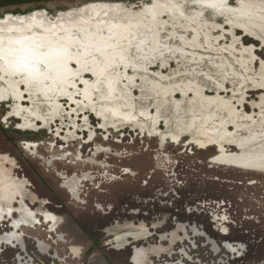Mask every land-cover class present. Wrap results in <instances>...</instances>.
<instances>
[{
    "label": "rangeland",
    "instance_id": "obj_1",
    "mask_svg": "<svg viewBox=\"0 0 264 264\" xmlns=\"http://www.w3.org/2000/svg\"><path fill=\"white\" fill-rule=\"evenodd\" d=\"M151 1L0 0V264H264V23Z\"/></svg>",
    "mask_w": 264,
    "mask_h": 264
},
{
    "label": "bare ground",
    "instance_id": "obj_2",
    "mask_svg": "<svg viewBox=\"0 0 264 264\" xmlns=\"http://www.w3.org/2000/svg\"><path fill=\"white\" fill-rule=\"evenodd\" d=\"M227 1H229V0H198V2L196 1L195 3H193L192 6H189V3L186 2V3H184L185 5L176 7L177 4L175 2L170 1V0H152L144 10H142L140 13H138L136 15H133L132 18L134 19V18L138 17L139 20H143V22L146 21V18L147 19L153 18V20L157 19L156 22L161 21L160 24L163 25L164 23L162 21L164 19L161 20L160 18H165L167 15H170L173 17V19L175 18L176 20H178V22H181V23L187 22L190 24V28H194L195 20H197V19H200V21H203V22L212 21L208 18L209 16L207 14L201 15V13L203 14V12H205V11H214L216 13H225L224 17H227L228 21H232L229 23V25H232L234 28L236 27L238 30H239V28L236 26V22H234L235 20H240V21H242V20H245V21L258 20V21L264 23V0H238V2L235 4L236 5L235 8H230V6H231L230 2L227 3ZM191 8H193V9H191ZM192 10L198 11L196 16H194V15L191 16ZM165 14H166V16H164ZM101 17H102V15H100V13L99 14H96V13L92 14L91 12H88L85 14H74L70 20H68V21L60 20L55 25H57V26L65 25L67 27L82 26V25L94 26L95 24L100 25L99 21H100ZM167 18H169V17H167ZM215 18L216 19L215 20L213 19V20L216 23H220L222 20H224V19H221L219 17H215ZM173 19H172L171 23L173 22ZM165 22H166V20H165ZM92 23H94V25ZM39 24L44 29L48 30V31H45L46 33L47 32L51 33V34L55 33V32L52 33L50 31L51 29H49V28H51L52 26H51L49 20H47L46 18H43ZM211 29L213 31H215L216 33H218L221 30L220 26H212ZM0 49H1V45H0ZM227 83L229 84V81L224 82V84H227ZM224 93H227V91L224 90V92H221V94H224ZM206 94L209 95V92H207ZM211 94H212V92H211ZM244 108H246V107H244ZM227 145H228V143L225 144L224 147H227ZM211 146H212V144L207 143L202 148L205 151H207L209 149H212ZM26 147L28 150L30 149L31 152H33V153H34V151L36 152V150H35L37 148L36 142L35 143L27 142ZM99 150H101V149H99ZM90 158H89V160H90ZM89 160L87 159V162ZM224 160L225 159H223L222 157L218 158V161H220V162H223ZM50 163L53 164L54 162L50 161L49 164ZM99 165H100V163H99ZM237 167H239V166H237ZM242 167H243V170L247 168V166H242ZM90 178H91V175L87 174V173L83 174L82 176H77V175L66 176V177H64L65 189H67L71 193V195L73 197H75V199L79 198L81 183H83L85 180L86 181L89 180ZM35 221H36V225L42 224V226H43V224H47L50 227L51 231H53L57 227V225L60 223L61 218L58 216H55L52 213H48L47 216L42 219V221L41 220L37 221V219H35ZM20 236L21 237H19V239L21 241H25L24 239H25L26 235L24 236V233H21ZM124 236H125L124 240L134 239V240L138 241L139 239L142 238L141 235H136V232L127 233ZM118 238H116V239H118ZM63 241H65V238L62 241L61 240L57 241V243H59V242L63 243ZM117 241H119V240H117ZM164 255H165L164 253L159 252L154 258L161 260L164 257ZM174 255H176V253L173 254L171 257H173ZM143 257H144L143 253L139 252L138 248H136L134 256H133L134 264H143L144 263V261L142 260ZM27 258L28 257H23L20 255L15 260L17 262H19V264H35L34 261L32 260V258L31 259L30 258L27 259ZM153 264H156V262H153ZM167 264H170V263H167Z\"/></svg>",
    "mask_w": 264,
    "mask_h": 264
}]
</instances>
